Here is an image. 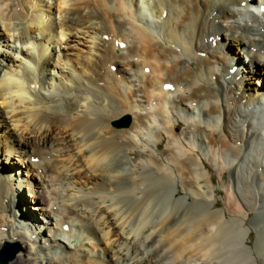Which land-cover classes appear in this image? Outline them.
I'll return each instance as SVG.
<instances>
[{
	"label": "bare ground",
	"instance_id": "1",
	"mask_svg": "<svg viewBox=\"0 0 264 264\" xmlns=\"http://www.w3.org/2000/svg\"><path fill=\"white\" fill-rule=\"evenodd\" d=\"M7 242L0 264H264V0H0Z\"/></svg>",
	"mask_w": 264,
	"mask_h": 264
},
{
	"label": "rangeland",
	"instance_id": "2",
	"mask_svg": "<svg viewBox=\"0 0 264 264\" xmlns=\"http://www.w3.org/2000/svg\"><path fill=\"white\" fill-rule=\"evenodd\" d=\"M128 120H130V119H128V117L127 118H123V119H120L119 121V126H124V123H126ZM179 131H181V127L178 129ZM35 160H37V159H35ZM213 170V178H214V181H215V183H216V189L217 190H219V191H221L222 192V194H223V188H222V180H221V178L219 177V175H218V173H217V171L215 170V169H212ZM28 191H24V190H21V197H20V199H22V198H27V199H31V197H30V195L28 196ZM218 195L217 196V199L222 203L223 202V195ZM20 212H21V210L19 209V214H20ZM69 227H67L66 229H68ZM254 236H255V233H254ZM7 243H11L13 246H14V248H17V250L19 251V249H20V244L19 243H17V242H7ZM7 243H5L4 244V246H3V248L0 250V252L1 251H3L4 250V248H5V246H6V244ZM17 251V252H18Z\"/></svg>",
	"mask_w": 264,
	"mask_h": 264
},
{
	"label": "water",
	"instance_id": "3",
	"mask_svg": "<svg viewBox=\"0 0 264 264\" xmlns=\"http://www.w3.org/2000/svg\"><path fill=\"white\" fill-rule=\"evenodd\" d=\"M129 124H130V120L124 123V126H128ZM17 251H18L17 248H14V246L11 243H7L4 250L0 252V262L8 263L10 260H12L15 257Z\"/></svg>",
	"mask_w": 264,
	"mask_h": 264
},
{
	"label": "snow or ice",
	"instance_id": "4",
	"mask_svg": "<svg viewBox=\"0 0 264 264\" xmlns=\"http://www.w3.org/2000/svg\"><path fill=\"white\" fill-rule=\"evenodd\" d=\"M166 87H169V88H170V87H171V85H166ZM17 95H19V93H17Z\"/></svg>",
	"mask_w": 264,
	"mask_h": 264
}]
</instances>
